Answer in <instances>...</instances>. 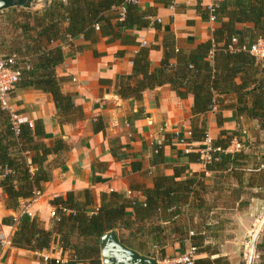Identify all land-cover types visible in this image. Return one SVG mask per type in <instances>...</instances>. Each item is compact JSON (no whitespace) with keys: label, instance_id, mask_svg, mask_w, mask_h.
<instances>
[{"label":"trees","instance_id":"1","mask_svg":"<svg viewBox=\"0 0 264 264\" xmlns=\"http://www.w3.org/2000/svg\"><path fill=\"white\" fill-rule=\"evenodd\" d=\"M154 1L164 6L169 3ZM197 1L201 18L214 16L218 26L208 40L187 49L177 47L169 34L163 36L161 45L140 46L127 30L150 25L158 29V24L149 22L154 16L151 8L142 10L126 0H52L42 10L20 8L7 14L10 34L7 40L0 37V55L20 58L23 69L18 87L49 94L60 124H72L83 117L72 96L62 93L63 79L55 73L64 61V47L72 56L86 50L97 56L93 46L104 39L105 43L120 41L137 47L131 73L118 76L115 83L121 99L140 102L145 91L168 85L178 98L192 97L189 141L205 142L206 114L216 109V123L221 127L225 121L221 111L228 108L239 127L231 132L220 130L211 145L225 149L233 139L242 143L237 153H212L204 172L182 179L187 167L179 166L172 176H156L151 188L138 186L142 200L109 192L102 193L97 203L89 189L57 196L50 201L54 211L50 229L28 214L4 217L2 225L15 227L13 248L42 253L56 246L60 259L66 257L63 263L41 258L39 264H102L99 238L115 230L123 245L147 257H165L169 237L179 243L188 240L198 254L206 255L195 264H229L220 256V248L229 238L223 232L228 223L226 213L238 209L245 199H264V179L249 168L260 153L259 144L248 142L245 146L240 137L242 119L256 121L264 133V61H256L247 51L264 39V0H224L213 2L210 9H203ZM122 6L125 13L120 21ZM77 37L86 44L73 47L71 40ZM159 49L161 59L151 69L149 53ZM229 95H235L236 101L224 105L223 97ZM44 138L42 120L29 128L27 122L14 124L9 113L0 111V189L7 209L16 211L21 201L41 192L51 179L49 157L69 151L62 138L48 143ZM193 161H200V155L190 153L188 162ZM248 169L252 174L246 180ZM205 172L216 174L211 187L205 183ZM261 234L255 244L257 264H264V227ZM215 255L218 257L212 258Z\"/></svg>","mask_w":264,"mask_h":264},{"label":"crops","instance_id":"2","mask_svg":"<svg viewBox=\"0 0 264 264\" xmlns=\"http://www.w3.org/2000/svg\"><path fill=\"white\" fill-rule=\"evenodd\" d=\"M197 2L179 0L172 12L154 0H140V9H152L154 16L149 20L150 24L155 22V18L161 22H156L158 29L150 25L148 28L137 27L127 31L136 37L137 42L139 37L144 36L147 46L161 45L163 36L169 34L174 36L177 47H195L208 40L211 31L218 26L217 22L201 18L196 11ZM50 3L45 5L42 0H36L34 9H22L42 10ZM212 3V0H200L203 9ZM20 8L0 11V27H3L0 37L9 38L7 14ZM71 43L73 47L86 44L81 37L71 40ZM93 49L97 56L92 50L72 56L70 49L64 47V61L55 69L56 76L63 79L62 93L71 95L75 106L82 110L83 117L77 122L60 124L51 96L42 91L17 85L10 94V105L16 113L17 122L42 120L45 143L62 138L69 146V151L59 157H49L51 179L42 186L41 196L36 202L27 207V214L38 217L46 229L51 228L53 209L50 201L53 198L67 192L89 189L97 203L102 193L109 192L125 193L128 198L142 200V191L137 187H153L156 176H172L175 167H187L182 179L204 172L201 157L198 162H188V155L198 154L217 137L220 130L231 132L239 127V122L231 119L233 110L228 108L221 111L225 121L218 127L215 118L217 110L214 109L205 116L208 140L189 141L187 132L192 118L191 96L180 99L170 86L164 85L145 91L140 102L121 99L115 92V83L118 76L131 73L132 58L137 47L124 46L120 41L105 43L101 39ZM161 56V49L150 51L151 69L158 66ZM223 99L224 105H230L235 103L236 96L229 95ZM240 125L241 140L244 142L242 134L245 133L248 142L259 144L260 153L251 161L249 168H254L253 173L260 174L264 179V133L258 129L256 121L242 119ZM178 137L184 138L185 144ZM186 147H191L189 154L184 153ZM157 149L159 153H155ZM251 171L247 170L244 179H249ZM205 176V183L211 187L217 179L216 174L205 172ZM258 190L255 187L254 192ZM129 191H132L130 195L127 194ZM4 199L0 189V233L11 241L15 227L2 225V219L7 216L18 218L28 204L21 201L18 210L12 211L5 207ZM226 218L228 223L223 232L229 238L222 244L220 256L227 258L229 264H244L243 252L246 247L252 244V240H260L262 235L264 199H245L238 209L226 213ZM167 241L165 257L182 254L191 246L188 240L179 243L168 237ZM40 257L59 258L61 253L56 246L42 253H33L0 242V264H39ZM205 257L204 254L196 255V259ZM216 257L218 255L212 258ZM63 260L66 261V257Z\"/></svg>","mask_w":264,"mask_h":264},{"label":"built area","instance_id":"3","mask_svg":"<svg viewBox=\"0 0 264 264\" xmlns=\"http://www.w3.org/2000/svg\"><path fill=\"white\" fill-rule=\"evenodd\" d=\"M65 1V0H63ZM213 2H221L224 0H212ZM127 3L137 5L139 6L140 0H126ZM179 3V0H169V3L167 5V8L174 12L177 5ZM212 6L209 5L207 8L210 9ZM120 11V21L124 18L125 8L122 6L119 9ZM151 20V18H149ZM155 22L160 23L161 20L159 18L154 19ZM209 21L215 22L214 16H210ZM97 29V28H96ZM233 43H235V39L232 40ZM138 43L140 46H147V40L144 36L139 37ZM245 49V48H243ZM246 50V49H245ZM247 51L249 54L256 60V61H264V39H259L253 44H251ZM28 68V67H26ZM23 69V65L20 63V58L17 57L15 54L3 56L0 57V111H4L10 114L12 120L14 121V124H16V113L12 110V107L10 105V94L14 90V88L17 86L21 79V72ZM29 128L33 127L32 122H27ZM190 131L187 132V136L190 138ZM179 141L183 144H185V140L182 137H178ZM208 140V137L207 139ZM242 143L239 142L237 139H233L230 143V145L222 149L221 147H212L211 142L208 146H206L203 150H199L198 154L201 157V160L206 166L207 164H210L212 161V153H237L241 150ZM191 147H186L184 150L185 154H189L191 152ZM158 152V149L155 150V153ZM132 191H129L127 194L130 195ZM41 196V192H36L34 196L27 200V206H25L20 214H27V207L36 202V200ZM18 216V217H19ZM54 216V211L51 212V217ZM0 242L2 244H8L11 245V241H8L6 237L0 233ZM255 241L252 240V244H249V247H246V250L243 252V258L246 261V264H253V260L256 258L255 250H254ZM155 249V247H153ZM196 249L192 246H190L185 252L178 255H173L169 257H163V258H154L156 260V264H195L196 259ZM44 260L50 257H43ZM57 262L63 263L64 260H61L59 258H55Z\"/></svg>","mask_w":264,"mask_h":264},{"label":"water","instance_id":"4","mask_svg":"<svg viewBox=\"0 0 264 264\" xmlns=\"http://www.w3.org/2000/svg\"><path fill=\"white\" fill-rule=\"evenodd\" d=\"M42 1L47 5L52 0ZM35 5L36 0H0V11L15 7L34 9ZM242 135L246 146L247 135L245 133ZM99 249L102 264H156L154 258L141 255L123 245L115 230L108 231L99 238Z\"/></svg>","mask_w":264,"mask_h":264},{"label":"rangeland","instance_id":"5","mask_svg":"<svg viewBox=\"0 0 264 264\" xmlns=\"http://www.w3.org/2000/svg\"><path fill=\"white\" fill-rule=\"evenodd\" d=\"M139 5H140V4H139ZM2 28H3V27H0V30H2ZM4 56H7V53H5ZM0 57H2V56L0 55ZM262 230H263V229H262ZM249 242H250V241H249ZM257 242H258V241H256L255 244H256ZM254 250H255V245H254ZM40 258H41V257H40ZM59 259H60V257H59ZM243 260H244V264H246V261H245L244 258H243ZM256 263H257V258L255 259V264H256Z\"/></svg>","mask_w":264,"mask_h":264}]
</instances>
